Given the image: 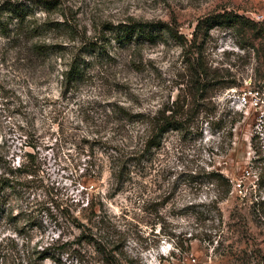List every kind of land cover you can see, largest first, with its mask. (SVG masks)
<instances>
[{"label":"rangeland","instance_id":"374dc122","mask_svg":"<svg viewBox=\"0 0 264 264\" xmlns=\"http://www.w3.org/2000/svg\"><path fill=\"white\" fill-rule=\"evenodd\" d=\"M27 1L36 4L30 20L49 27L33 41L62 48L41 61L0 34V165L28 159L35 172L0 210V264H108L77 239L67 210L121 264H264V224L247 209L256 203L264 216V36L217 22L201 46L220 85L200 117L215 107L217 117L241 118L229 150V138L206 124L202 134L170 131L160 148L139 153L147 117L189 98V52L167 35L122 45L108 29L164 21L189 39L200 19L224 10L264 22V0ZM83 40L107 53H84ZM77 54L88 61L85 77L66 88ZM125 146L133 152L121 185L111 172ZM211 168L233 182L229 198L217 201L224 186L202 177Z\"/></svg>","mask_w":264,"mask_h":264},{"label":"trees","instance_id":"16d2710c","mask_svg":"<svg viewBox=\"0 0 264 264\" xmlns=\"http://www.w3.org/2000/svg\"><path fill=\"white\" fill-rule=\"evenodd\" d=\"M35 7L36 4L35 6L34 4H29L27 0H3L0 3V34L8 38L15 46L27 50L36 59L46 61L51 54L60 51L62 46L40 40L33 41L35 36L41 35L44 31L49 30V27L45 23L36 25L30 20L29 17L33 14ZM46 7L51 6L46 5ZM217 22L224 23L223 25L226 26L237 25L248 28L255 32L256 37L264 36V28L259 27L260 25H264V22H256L244 14L232 10H224L222 13L200 19L189 39L179 33L176 27L164 21L151 22L132 19L128 22L112 24L108 28L113 38L122 45L141 41L155 43L167 35L182 44L185 51L189 52L186 55L190 75L187 84L189 89L187 96L189 98H185L182 103L180 99H176L171 105L159 109L155 114L147 117L145 120L147 129L144 131L141 148L137 152L142 153L147 150L151 151L155 148H160L165 135L170 131H177L184 135L202 134L206 124L213 129V134H219L220 136L229 138L227 146H224L226 147L225 150H229L232 147L233 130L235 124L241 120L237 116V112L233 113L230 110L225 115L226 117H217V108L214 107L211 111L206 112L200 117L201 113L205 111L206 106L204 104H207L206 101L209 98V91L216 89L220 85V80L214 75L213 69L203 63V52L201 50L202 44L207 41L210 30ZM29 41H31L30 45H27L26 42ZM83 43L85 44L84 53L89 52L99 57L107 53L106 47L97 41L83 40ZM87 67L88 61L83 56L77 54L72 59L69 67L63 72L64 86L66 88L75 87L85 77ZM258 80L264 86V73L258 77ZM254 138L255 136L252 137L251 141L255 147ZM131 152L133 151H130L125 146L123 153H120V156L116 158L117 165L113 167L111 172L113 176L119 179L121 185L127 181L126 178H122L121 176L124 174V169L127 164L130 163L128 155ZM137 160H140V158H137ZM116 169L120 172L119 175H117ZM34 173L31 169L30 160L28 161V159L27 162H19L17 165L8 161L0 165V210H4L5 208V197L10 192L21 190L26 185L28 176L34 175ZM205 173L202 177L207 178L208 182L224 186V190L220 196L216 197L217 201L229 198L233 188L231 179L214 168L206 170ZM247 209H249L252 221L255 224H264V216L261 213L262 206H258L255 203ZM64 215L71 226L81 230V234L77 238L79 241H87L89 244L94 245L97 251L105 253L108 264H121L120 256H118L120 252L107 254L106 245L102 243L100 238H97L91 227H88V225L82 222L70 210H67ZM82 228L85 229L82 230ZM87 228L90 231L89 233L86 232ZM173 237L174 234L170 236L171 239ZM118 249L116 246L115 250ZM181 249H184V246H181ZM48 257L50 256L44 254L41 259L44 260Z\"/></svg>","mask_w":264,"mask_h":264}]
</instances>
